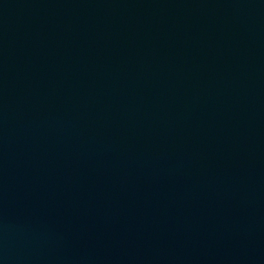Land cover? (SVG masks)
Returning <instances> with one entry per match:
<instances>
[{
  "label": "water",
  "instance_id": "obj_1",
  "mask_svg": "<svg viewBox=\"0 0 264 264\" xmlns=\"http://www.w3.org/2000/svg\"><path fill=\"white\" fill-rule=\"evenodd\" d=\"M0 264H264V0H0Z\"/></svg>",
  "mask_w": 264,
  "mask_h": 264
}]
</instances>
